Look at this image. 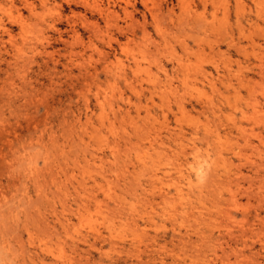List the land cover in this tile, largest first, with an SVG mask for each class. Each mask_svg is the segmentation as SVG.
<instances>
[{"label":"rangeland","instance_id":"374dc122","mask_svg":"<svg viewBox=\"0 0 264 264\" xmlns=\"http://www.w3.org/2000/svg\"><path fill=\"white\" fill-rule=\"evenodd\" d=\"M216 1L213 10L210 0H195L188 11L177 0H146L147 7L95 0L117 16L103 21L95 7L88 10L85 23L96 20L99 28L90 33L85 61L81 46L68 55L70 46L35 18L25 41L38 51L23 45L18 66L3 36L0 264H264V230H256L264 224V78L254 74L264 67V0H244L243 12L234 0ZM126 3L133 21L120 8ZM56 10L69 41V10ZM36 12L48 15L39 6ZM16 15L0 3V22ZM75 21L87 41L90 26ZM116 25L136 36L120 38ZM12 34L23 42L18 29ZM45 37L51 46L43 50ZM182 43L191 48L184 84L169 64L166 74L157 65L169 52L181 54ZM105 53L112 65L137 60L131 82L102 73ZM198 64L213 77L193 75ZM85 66L98 74L78 96ZM242 73L253 78L249 90L238 81Z\"/></svg>","mask_w":264,"mask_h":264},{"label":"bare ground","instance_id":"6f19581e","mask_svg":"<svg viewBox=\"0 0 264 264\" xmlns=\"http://www.w3.org/2000/svg\"><path fill=\"white\" fill-rule=\"evenodd\" d=\"M141 1L143 3V6L147 7L146 0H141ZM177 1L179 3L180 8L182 7L185 10L189 9V6H190L191 3H195V0H177ZM247 1H252L254 3L256 2V0H247ZM0 3H9L11 6L15 7L16 11H17V15L13 16V17L11 16L8 19V22L6 24L0 22V46H4V44H5V42L3 41V36H7V40L10 43L9 44V48H10L9 50L11 52L9 50H6L5 53L10 58H14L15 59V60H13V63H14L15 66L19 65V62L17 61L15 56H18L17 58H19L23 54L22 53V51L24 49L23 45L27 44L31 50H34L33 52L38 51V46L35 45V42H29V41L32 40L31 38H30L29 41H25L27 39L26 32L28 31V27H29L28 21L32 20L33 18L38 20L37 22H35V25H44V26L48 27L49 29H51L53 32H56L58 34L57 39H55L56 42L60 41L62 43H66L67 46L68 45L70 46V48H71V46L73 47L74 45H77V44L79 46H81V48L78 50V52L81 53V55H80L81 58L80 59L82 61H85V57L88 56L87 50L91 46V35H90V33H92V29H95V28L98 29L99 28L98 27V23H97L96 20H94L90 24L85 23L86 14H87L88 10L91 9L92 7H95L97 16H100V18L103 21L107 20L111 15L117 16L115 12H108L107 10H105V9L101 8L100 6H98L96 4L95 0H62V2H57L56 0H0ZM234 3L241 10V12H243L244 8L246 6H248V4L247 5L245 4L244 0H234ZM48 4L50 6H48ZM209 4H210L211 8L214 10V6L217 4V1L216 0H210ZM128 5H129V3H126L125 6L120 7V8H121L123 14L128 16L130 18V20L133 21V16H132L133 12L128 9ZM37 6H39L41 9H43L45 11H48V15L46 17H44V14H40V19H39V14L36 12ZM64 7H67L68 10H69V13H70V17H66V20H65V22H66V24H65V26H66L65 32L66 33L65 34L68 35V38H70L69 41L62 39V37H61L62 36V32L59 31V29L57 28V25L61 24V18L62 17H61V15L59 13H57L56 9L57 8H64ZM206 7L207 6L204 4V9H206ZM75 9H80V11H76ZM188 11H190V10H188ZM23 12H26V16H23ZM173 12L174 11H173V4H172L171 7L166 9V13H167L168 16H172ZM240 14H242V13H240ZM214 15H215V13L213 12L212 13V17H214ZM157 16H158V14H156V13L151 14V22H150L151 26H155V24L157 23ZM241 16L244 17V14H242ZM244 18H246V17H244ZM75 20L82 21L84 23V28H86L87 30H88L87 26L88 25L90 26V30H88L89 35L87 36V41L84 39V37H82L78 33V29L76 28V21ZM250 20L251 19H250L249 16H247V18L245 20L243 19V21H246L248 24H249ZM203 21H205V20H203ZM240 22L241 21H240V19L238 17L237 21H236L237 27L240 26ZM145 25H147V21H146L145 16H143V25H142V29H141V32L143 34L146 32V26ZM206 25H207L206 23L203 24V26H206ZM210 27L212 29L211 25H210ZM116 28H117V30L119 32L118 34H120V38L125 36L126 39H129L130 36H132V37L136 36V32L133 29L129 33L130 36H128L127 33H123V31H121V29H123V28H121V27H119L117 25H116ZM156 28H158V26H156ZM14 29H18V35H22L23 42H21L20 44L14 41V36L12 34V31ZM240 33H241V35L244 34V29L243 28L240 29ZM113 40L119 46V48L122 46V42L119 41L118 37H116ZM38 42H40V46H41L40 49H43V50H46L45 48L47 46H51V43H49V38H47V37L42 38ZM249 42L252 43L254 41L252 39H249V41H247V43H249ZM44 44H46V45H44ZM216 45H217V43H213L212 45H210L209 49H210V53L211 54L216 53V50H217V46ZM230 45L228 44V51L227 52H229V50H230V48H229ZM67 46H65V48ZM159 46H160V44H156V48L159 47ZM190 49L191 48H189L186 44L182 43V45H181V52L182 53L179 54V55L177 53H170V52L167 53V54H169L168 58H167V62L164 63L162 60L158 61V63H157L158 67L160 69H162L164 71V73L166 74L167 72H165L166 71V69H165L166 65L165 64L166 63L169 64L170 67H171L172 73H175L176 74L175 76L177 78L179 77L178 76L179 74L182 75L181 83L184 84L188 80L189 75H190L187 72H186V75H185V73H183V71L189 70V67H190L189 64L185 63L184 55L189 54ZM236 49H237V51L242 49L244 52H246V50L244 48H242V47H236ZM109 50H110V52H112V51H115V48L112 47V45H109ZM74 51L75 50H72V48H71V49H69V52H67V51L66 52H67L68 55H73L72 53H74ZM107 54H109V53H107ZM107 54L105 53L104 57H102V63H103V65L101 64L102 71H103L102 73L106 74L107 77L110 76L111 78H122L124 80V82H126V85H127V82H131L130 78L128 76V72L134 73V72L137 71L136 70L137 69V60L134 57H132L133 59L131 60V61H133L132 62L133 65L136 66L135 67L136 69L133 68L134 66L132 67L130 64H124L122 62H119V60H117V64L116 65H112V61L111 62L107 61L108 60ZM30 58H32V57H30ZM30 58H26V59H30ZM0 59L4 60V61L6 60L2 56H0ZM187 61H188V59H187ZM205 61H206V59H205ZM58 62H59L58 60L55 61L53 63L52 68H55L56 64ZM68 63L70 65H73V63H75V61L73 62L72 60L71 61L68 60ZM211 63H212V68H213L215 74L219 77V75H220L219 66L214 61H211ZM96 69L97 68H94L95 76L92 75L91 73H89L90 69H88L87 66H85V67H83L82 69L79 70V74L82 76V78H81V81L79 83L81 90H79L77 92L78 96H84L85 95L83 90L86 89V87L88 86L89 80L92 77H97L98 72H97ZM192 70H194L193 71L194 72L193 75H201L204 79H206L208 76H210L211 78L213 77L211 72H207V67H205L203 64L196 65L194 67V69H192ZM223 70L225 72L229 71L227 69H223ZM222 73H224V72H222ZM254 74L259 76V78L263 79L264 78V67L262 68V66L261 67L259 66L258 70L256 72H254ZM194 79H196V77H194ZM225 79L227 80L228 83H225V81H224L223 85L225 86L227 84L226 88L231 87L232 85L229 82V80L227 78H225ZM238 81H239L241 86H243L244 88L249 90L250 89V87H249L250 84L253 83V78L249 77L248 73L247 74L242 73L241 74V78L238 79ZM120 97L122 99V96H120ZM84 100H85V103H87L86 102L87 100L86 99H84ZM99 104L100 103H98V105ZM117 110H114V111H117ZM125 111L128 112L127 110H124V112ZM122 114H124V113H122ZM241 131H242V129L240 130V132ZM256 216H258V214H256ZM256 230H258V231L264 230V224L260 223V225L256 228Z\"/></svg>","mask_w":264,"mask_h":264}]
</instances>
